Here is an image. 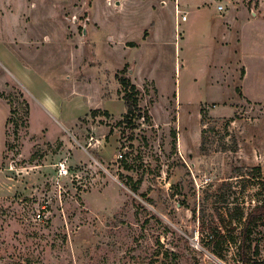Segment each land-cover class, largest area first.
<instances>
[{
  "label": "rangeland",
  "instance_id": "obj_1",
  "mask_svg": "<svg viewBox=\"0 0 264 264\" xmlns=\"http://www.w3.org/2000/svg\"><path fill=\"white\" fill-rule=\"evenodd\" d=\"M123 76L150 125L118 124ZM0 99V264H239L264 0H0Z\"/></svg>",
  "mask_w": 264,
  "mask_h": 264
},
{
  "label": "trees",
  "instance_id": "obj_2",
  "mask_svg": "<svg viewBox=\"0 0 264 264\" xmlns=\"http://www.w3.org/2000/svg\"><path fill=\"white\" fill-rule=\"evenodd\" d=\"M119 86L121 91H118V96H120V100L124 104L125 112L121 116V120L118 124L130 131L135 130L139 123L150 125L151 117L148 111L139 106L138 97L140 92L136 86L132 85L130 80L125 76L119 78ZM26 110H28V108H26ZM97 114H99L98 111L91 112L92 117H96ZM102 115L106 117L110 116L106 111L102 112ZM125 158L121 160V163L126 169H129ZM140 184L141 180L139 179L133 182L129 189L133 193H137ZM263 222L264 204L255 205L247 212L239 231L238 243L236 244V254L239 264H264V259H259L260 246L256 237V231Z\"/></svg>",
  "mask_w": 264,
  "mask_h": 264
},
{
  "label": "built area",
  "instance_id": "obj_3",
  "mask_svg": "<svg viewBox=\"0 0 264 264\" xmlns=\"http://www.w3.org/2000/svg\"><path fill=\"white\" fill-rule=\"evenodd\" d=\"M217 9H218L219 11H223V7L220 6V5L217 7ZM181 19L184 20L185 17L182 16ZM118 158L121 159V158H122V155H121V154L118 155ZM67 175H68V168L66 167L65 162H63V163H59V164L57 165V177H65V176H67ZM38 217H39V215H38Z\"/></svg>",
  "mask_w": 264,
  "mask_h": 264
},
{
  "label": "crops",
  "instance_id": "obj_4",
  "mask_svg": "<svg viewBox=\"0 0 264 264\" xmlns=\"http://www.w3.org/2000/svg\"><path fill=\"white\" fill-rule=\"evenodd\" d=\"M245 77V76H244ZM0 101H1V99H0ZM2 102V101H1ZM3 103V102H2ZM4 104V103H3ZM118 104V103H117ZM116 106V105H115ZM123 114V113H122ZM150 115V114H149ZM75 126V125H74ZM89 143H88V145L89 146H92V145H96L95 143H94V140H93V138L91 137L90 139H89V141H88ZM4 151H5V142H4ZM0 176L1 177H4V182H0V189H1V186H7L8 187V184H7V181H6V179H8L7 177H6V175H5V173H4V171L2 170L1 171V169H0Z\"/></svg>",
  "mask_w": 264,
  "mask_h": 264
}]
</instances>
